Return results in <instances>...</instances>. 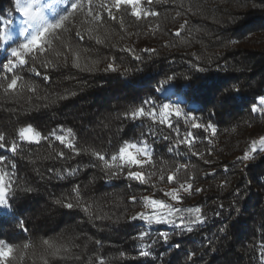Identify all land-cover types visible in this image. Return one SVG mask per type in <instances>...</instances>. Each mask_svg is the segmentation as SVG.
<instances>
[{
  "label": "trees",
  "instance_id": "16d2710c",
  "mask_svg": "<svg viewBox=\"0 0 264 264\" xmlns=\"http://www.w3.org/2000/svg\"><path fill=\"white\" fill-rule=\"evenodd\" d=\"M73 2L57 12L71 11ZM102 2L93 0V10L103 12ZM141 3L159 16L137 19L130 5H122L118 12L114 10L115 20L103 12L102 24L96 25L88 23L86 11L75 12L65 22L66 31L47 37L51 46L45 53L29 54L28 64L13 73L4 70L3 64L11 58V48L24 38L17 36L7 44L0 41V132L6 134V143L17 139V130L28 124L44 136L53 130L65 134L59 130L63 126L72 129L81 152L76 155L54 137L39 143L20 142L16 153L0 149L6 158L0 167L9 173L8 196L14 210V214L0 212V240L15 248L9 264H100V257L104 264H264V151L258 149L248 164L237 161L249 149L253 133L264 131V114L251 110L256 98L264 95V0ZM14 4L15 0H0V17L16 18ZM182 24L185 27L176 37L173 33ZM89 28L93 29L91 36ZM78 31L83 39L76 35ZM96 36L104 42L97 43ZM74 53H79V68L73 64ZM48 61L56 67H44ZM113 62L118 71H105ZM14 74L36 85V91L5 92ZM173 74L176 80L156 91ZM234 86L239 92L232 91ZM166 102L193 113L197 123L211 122L216 126L215 136L210 129L192 128V121L184 117L170 116V128L150 117L131 120L124 116L140 106L146 110L154 106L159 112ZM189 131L196 137L193 147L180 145L170 152ZM145 140L155 164L142 169L146 174L159 175L163 170L167 175L176 165L188 164L187 171L178 173L179 179L194 175V188L204 189L185 194L179 205L203 206L206 222L193 232L172 224L148 226L131 220L145 207L141 197L164 195L169 187H177L175 182H161L153 176L151 183H141L127 179V169L108 180L103 162L91 155L93 149L113 154L126 141L142 144ZM60 151L65 153L63 158L57 156ZM194 153H203V158ZM72 167H79L75 175H57ZM224 181L228 183L222 188ZM75 185H80L84 203L92 205L90 213L56 202L75 204ZM132 196L137 197L136 203ZM145 231L149 236L139 240V233ZM162 232L169 233L167 243ZM44 240L67 245L70 251L53 257ZM142 243L152 255H139ZM25 244L30 247L25 249ZM190 253L196 255L189 259Z\"/></svg>",
  "mask_w": 264,
  "mask_h": 264
},
{
  "label": "snow or ice",
  "instance_id": "6c2138e0",
  "mask_svg": "<svg viewBox=\"0 0 264 264\" xmlns=\"http://www.w3.org/2000/svg\"><path fill=\"white\" fill-rule=\"evenodd\" d=\"M68 0H60L61 4H67ZM153 0H147L148 4H151ZM122 5H130L131 6V14L137 19H142L148 16H159V13L156 11H152L149 9H144L142 7L141 0H103L100 4V8L103 12H106L107 15L115 20L116 16L114 15V10L119 11ZM15 9L22 15V20L20 24V35L24 37V42L19 44L16 47L11 48L10 56L7 61L3 64V69L9 73H13L14 69L18 66H23L28 64V59L26 57L32 53H45L47 48L51 46V41L47 39V37L51 34L56 33L59 30L66 31L65 22L72 16L75 12L86 11V18L88 23L100 25L103 22V12H98L93 10V0H74L71 3L70 8L60 9V12L65 14H59L57 9L53 6L52 3H45L44 0H15ZM51 9L54 13H57L54 17L50 18L47 10ZM11 15V13H9ZM0 22L3 23L4 28L0 30V41L7 44L10 41H13L14 36L9 25L12 24V21L9 19H5L4 17H0ZM122 24V20H121ZM186 24V22H185ZM185 25L182 24L179 29L173 35L176 37H180L181 32L183 31ZM159 28V25L156 26ZM93 32L92 28L88 29V33L91 36ZM78 37L83 39V36L78 31L76 33ZM97 43H103V39L99 36H96ZM127 51L132 52L133 49L128 48ZM144 51L155 52V49H144ZM59 55V53H57ZM137 60L141 59L140 56L135 57ZM199 59V57H197ZM93 64L95 61L92 62ZM73 64L75 67H81L79 53H74ZM44 67L47 68H55L56 64L48 61L44 64ZM88 70H92L88 68L87 65H84ZM197 70L200 72L205 71L204 68L196 66ZM36 75H41L39 71L36 70L35 67L31 69ZM105 71H118L115 63H109ZM126 73L129 70H125ZM44 78L48 79L47 74H44ZM22 77L19 75H13L10 82L7 84L5 88V92L18 93L19 91H23L25 88L28 90L35 92L36 85L28 84L22 82ZM185 79H189L185 77ZM176 80V74L168 75L161 83L160 86L156 89V91H161L165 86L172 84ZM232 91L239 92L238 87H233ZM75 95V93H72ZM66 97H61L64 99ZM257 102L252 105V112L264 114V95L258 96L256 98ZM145 104L152 103L154 105V101H145ZM175 117H184L185 120H191L192 128L199 129H210L211 135L215 136L216 134V126L211 122L207 124H201L196 122V116L193 113H185L179 105H173L172 103H163L160 111L157 112L156 108L153 106L151 110H146L144 106H140L134 108L130 111H126L124 116L131 120H137L143 117H150L153 121L159 120L160 124H167L168 127H172V124L169 120L170 116ZM60 131L65 132L63 135H57L56 130H53L49 133L48 136L42 135L37 129H35L31 124L20 127L16 132L17 139L12 140L10 144L6 143V134L0 132V149H7L12 153H16L20 147V142H35L39 143L41 140H48L49 137H54L56 141H59L63 144L67 149L72 150L76 155H80L81 152L77 149L76 144L74 143V133L72 129H63V126H60ZM177 135H179V131L177 130ZM167 139V137H166ZM196 137L193 136L192 132L189 131L183 139H179L174 147H170L168 150L171 152L174 148H178L180 145H185L189 149H191L194 145V141ZM130 149H137L134 153L130 151ZM264 151V136H260L258 140H252L250 148L243 153L242 156L237 157V161L244 162L250 159H253V154L257 152V150ZM142 153V158L141 154ZM209 154H211L209 152ZM91 155L94 156L97 160L103 162L104 168L108 170L107 178L108 180H112L114 177L121 175L125 169L126 178L130 180L139 181L141 183H151V178L156 176L159 181L167 180L168 183L175 182L177 187L170 188L167 192H165V196L170 198L172 202H166L163 199H155L152 196H143L140 199L143 201L145 207L151 209L150 212H138L131 217L132 221H136L137 219L146 222L148 226L152 225H162V224H172L176 225L177 228L182 231H186L188 233L193 232L199 225H202L206 222V215L203 210V206L197 205L192 207H180L179 205L183 204L184 196L192 195L193 193H200L204 189L200 187L194 188V180L195 176L190 175L184 180H180L178 177V173L182 170L187 171L189 165L188 164H178L175 169L168 172L167 175L163 174V170L161 173L157 175V172L145 173L142 169L145 166L155 167V164L152 160V149L151 146L148 145L147 141L142 142V146L138 147L135 143L124 142V145L118 149L116 153L113 154H104L100 151L91 150ZM194 155H199L203 158V153H194ZM59 158H63L65 153L60 151L57 153ZM5 157L0 155V163L5 161ZM207 163V161H206ZM11 167L15 169V164L12 163ZM115 169V170H113ZM138 169V170H134ZM225 171H228L225 166ZM79 171V167H72L65 169L64 172H57V175L60 178H65V176H73ZM214 175L215 173H205V175ZM9 176V173L5 171L4 168L0 167V209L4 210L6 214L11 213L14 214V210L12 208V204L10 202L8 196V189L10 187V180L6 178ZM227 181L221 183L220 187H226ZM153 186H155L153 184ZM31 191V189H29ZM74 193V198L76 203L69 202L67 200L61 201L57 200V203H61L63 207L72 209L74 207H80L83 211L90 213L92 205L84 203L81 195H80V185H75L72 189ZM236 194H240V190H236ZM133 203L137 202V197L132 196L130 198ZM174 202V203H173ZM220 208H223V204H219ZM234 211L239 212V209L234 208ZM217 215L220 213L217 212ZM21 226H23L21 222ZM221 231H225V229H221ZM149 236L148 232L139 233L138 239L143 241L146 237ZM162 240L167 243L170 239L168 232L160 233ZM97 243H100L97 241ZM211 244V241H209ZM43 244L47 246L48 249H51L50 255L53 257H61L62 253H67L70 249L67 245H57L54 242L49 240H44ZM30 247L29 244H25L24 248L27 249ZM176 248H180V244L175 245ZM15 248L12 244H7L5 246V242L0 240V262L2 264H9V260L14 255ZM121 255H124L121 253ZM141 257H147L152 255L151 249L141 244V250L139 252ZM195 253L189 254V259L194 257ZM261 259L264 260V243L261 244ZM100 264H104V258H99ZM47 264V261H45Z\"/></svg>",
  "mask_w": 264,
  "mask_h": 264
},
{
  "label": "rangeland",
  "instance_id": "374dc122",
  "mask_svg": "<svg viewBox=\"0 0 264 264\" xmlns=\"http://www.w3.org/2000/svg\"><path fill=\"white\" fill-rule=\"evenodd\" d=\"M44 2L45 3H52L53 4V6L57 9V11H58V9L60 8V7H65V6H67L68 4H69V2H70V0H68V2H67V4H61L60 3V0H44ZM47 13H48V15H49V17L50 18H52V17H54V15L56 14V13H54L51 9H48L47 10ZM22 15L17 11V16H16V18H11L10 20L12 21V24L11 25H9V27L11 28V30H12V33H13V36H14V38L15 37H17V36H20V37H22L21 35H20V24H21V20H22ZM22 38H24V37H22ZM9 43V42H8ZM173 105H177L176 103L175 104H173ZM260 136H264V131L262 132V133H253V135H252V137H251V141L252 140H258L259 139V137ZM251 141H250V145H251ZM137 146L138 147H141L142 146V144H137ZM249 148H250V146H249ZM130 151H133L134 153L137 151V149H130ZM141 155V158H142V153L140 154ZM247 162V164H248V160L246 161ZM135 170H138V169H135ZM170 188H172V187H169L168 189H167V191L170 189ZM167 191H165V192H167ZM164 192V193H165ZM149 196H152L153 198H155V199H163V200H166V202H172L171 200H170V198H168V197H166L165 196V194L164 195H157L156 193H151ZM174 203V202H173ZM143 211L144 212H150V211H152L151 209H149V208H147V207H144V209H143ZM0 212H4V210H2V209H0Z\"/></svg>",
  "mask_w": 264,
  "mask_h": 264
}]
</instances>
